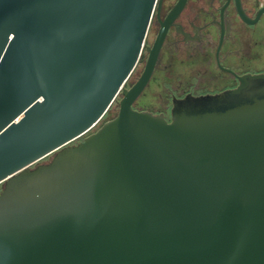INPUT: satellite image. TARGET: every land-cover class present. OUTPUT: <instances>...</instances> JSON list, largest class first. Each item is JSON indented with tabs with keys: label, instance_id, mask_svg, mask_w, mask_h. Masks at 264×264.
<instances>
[{
	"label": "water",
	"instance_id": "obj_1",
	"mask_svg": "<svg viewBox=\"0 0 264 264\" xmlns=\"http://www.w3.org/2000/svg\"><path fill=\"white\" fill-rule=\"evenodd\" d=\"M154 4L0 0V264H264V73L134 108Z\"/></svg>",
	"mask_w": 264,
	"mask_h": 264
},
{
	"label": "flooded vegetation",
	"instance_id": "obj_2",
	"mask_svg": "<svg viewBox=\"0 0 264 264\" xmlns=\"http://www.w3.org/2000/svg\"><path fill=\"white\" fill-rule=\"evenodd\" d=\"M161 33L153 71L133 103L138 110L170 120L175 100L228 92L244 76L264 73V0H155L138 61L145 55L144 67ZM147 91L158 92L159 112L135 106Z\"/></svg>",
	"mask_w": 264,
	"mask_h": 264
},
{
	"label": "rangeland",
	"instance_id": "obj_3",
	"mask_svg": "<svg viewBox=\"0 0 264 264\" xmlns=\"http://www.w3.org/2000/svg\"><path fill=\"white\" fill-rule=\"evenodd\" d=\"M144 60H145V55L143 56V59L140 60V62L137 64L135 70L132 72L130 78L128 79L127 83L125 84V86L128 88L130 87V84L134 83V81L137 79V77L140 75L141 71L143 70L144 67ZM157 91H147V94L144 95L142 98H140L137 101V104L135 105L138 108H147V109H151L154 110L155 112H159V99L157 98ZM122 98V94H119L116 98V100L113 102V104L110 106L109 110L106 112V114L103 116V118L101 119V121L90 131H94L96 130L101 124H103L105 121L113 118L114 116L117 115L118 110H119V101ZM89 132V133H90ZM82 138H79L77 140H75L73 143H77L79 140H81ZM54 153L50 154L53 155ZM50 155L41 159L40 161H38L39 163H47L51 160ZM37 164V163H36ZM35 164V165H36ZM2 189V184H0V190Z\"/></svg>",
	"mask_w": 264,
	"mask_h": 264
}]
</instances>
